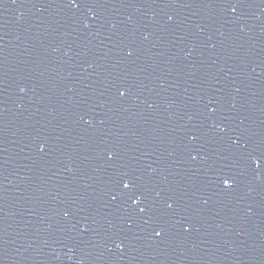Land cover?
I'll use <instances>...</instances> for the list:
<instances>
[{
	"label": "water",
	"instance_id": "water-1",
	"mask_svg": "<svg viewBox=\"0 0 264 264\" xmlns=\"http://www.w3.org/2000/svg\"><path fill=\"white\" fill-rule=\"evenodd\" d=\"M0 264H264V0H0Z\"/></svg>",
	"mask_w": 264,
	"mask_h": 264
},
{
	"label": "snow or ice",
	"instance_id": "snow-or-ice-1",
	"mask_svg": "<svg viewBox=\"0 0 264 264\" xmlns=\"http://www.w3.org/2000/svg\"><path fill=\"white\" fill-rule=\"evenodd\" d=\"M217 2L220 4L221 8L230 9L232 13H236L237 10L241 8V0H217ZM71 3L75 6L76 0H71ZM81 3L83 6H88L89 0H81ZM109 158L111 159V156ZM119 183L123 185L124 190H131L134 187L136 188L135 191H131V194H129L128 191H121V199L131 200L132 205H138L144 200V193L138 187L134 186L131 180L126 182L124 179H122L119 181ZM223 183L227 185L228 180H224ZM113 199H115V197H113ZM147 208L148 205L145 204V207L140 208V212H145ZM156 235H161V230L157 231Z\"/></svg>",
	"mask_w": 264,
	"mask_h": 264
}]
</instances>
